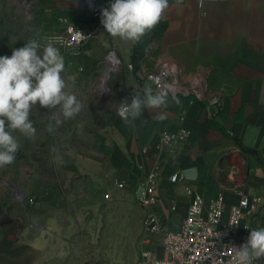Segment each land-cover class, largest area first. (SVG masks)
Returning a JSON list of instances; mask_svg holds the SVG:
<instances>
[{
    "label": "crops",
    "instance_id": "crops-1",
    "mask_svg": "<svg viewBox=\"0 0 264 264\" xmlns=\"http://www.w3.org/2000/svg\"><path fill=\"white\" fill-rule=\"evenodd\" d=\"M71 2L84 6L76 4L63 11V22L81 18L88 22L76 24L90 26L89 4ZM110 2L106 0L105 5ZM93 37L80 51L88 56V69L93 73L90 79L98 81L95 87L102 80L111 48L122 61V69L109 79L112 91L101 96L116 113L114 103L124 101L125 87L139 79L125 63L132 62L135 69H150L160 55H170L188 70L203 73L209 93L220 97V105L190 102L182 95L175 96L177 104L168 95L167 108H145L133 122L126 124L118 115L115 147L102 150L100 159L81 155L76 169L88 176V166L104 165L106 157L107 165L116 170V180L123 182V187L114 183V188L138 193L154 161V152L144 154L142 148L153 143L161 131L185 130L187 137L175 145L173 154L162 156L157 174L158 201L154 208L165 228L175 229L183 221L191 199L187 186L203 196L206 206L222 193L225 218L230 206L238 201V191L261 196L258 209L242 222L249 221L253 229L264 228V0H203L202 5L199 0H169L161 23L138 43L113 38L105 29ZM136 94L143 97L144 92ZM161 114L165 119L157 118ZM175 172H180L183 179L172 181ZM74 193L71 214L75 218L71 224L75 234L88 238V185H77ZM156 244L158 238L147 245ZM259 264H264V258Z\"/></svg>",
    "mask_w": 264,
    "mask_h": 264
},
{
    "label": "rangeland",
    "instance_id": "rangeland-1",
    "mask_svg": "<svg viewBox=\"0 0 264 264\" xmlns=\"http://www.w3.org/2000/svg\"><path fill=\"white\" fill-rule=\"evenodd\" d=\"M27 1L31 6L25 11L16 0H0V56H11L14 48L30 39L40 43L41 52L53 44L64 57L66 90L76 94L84 107L73 119L61 117L62 123L49 132L47 126L54 123L58 109L37 104L30 116L35 137L13 133L20 143L16 159L0 168V264H133L144 237L138 193L114 188L117 173L106 157L104 165L88 166V176L76 169L81 155L100 159L102 150L115 147L118 114L101 100L100 92H107L108 74L101 80L106 87L101 83L99 91L94 86L98 81L90 79L88 56L80 51L88 42L68 50L51 41L65 25L63 11L84 4ZM77 19V23L88 22ZM83 184L88 185V238L75 234L71 224L75 187ZM80 230L84 232L83 227Z\"/></svg>",
    "mask_w": 264,
    "mask_h": 264
},
{
    "label": "built area",
    "instance_id": "built-area-1",
    "mask_svg": "<svg viewBox=\"0 0 264 264\" xmlns=\"http://www.w3.org/2000/svg\"><path fill=\"white\" fill-rule=\"evenodd\" d=\"M28 11L31 3L27 0H16ZM83 1L89 4L92 21L90 26H82L66 21L63 29L55 35L51 41L61 45L64 49H77L83 47L93 36L103 30L100 22L101 8L106 0H70ZM203 0H199L202 5ZM110 4V3H109ZM125 66L135 70L139 79L133 85L125 87V100L131 99L133 94L144 92L150 88L153 93L157 91L167 92L170 96L182 95L190 102L207 101L215 106L220 105V97L209 93L208 81L205 75L199 71L188 70L170 55H160L153 68L135 69L132 62H126ZM122 69V61L117 56L115 48H111L106 54L103 76L107 72L106 83L109 91L103 94L109 95L112 87L109 84L110 77ZM119 93L120 89L115 87ZM121 102L114 103L117 113ZM188 135L185 130L161 131L157 139L142 148L147 154L149 150L154 152V161L146 170L145 178L139 188L138 202L144 209L142 225L145 235L142 239L143 248L134 264H232V247L242 245L252 230L249 221L243 223V219L253 214L259 207L262 197L248 195L238 191V201L229 208L227 217H224L225 200L222 193L213 197L206 206L203 196L191 186H187L186 192L190 195V203L186 215L181 224L175 229H166L162 219L155 211L157 196V174L161 168L162 156L167 152L173 154L175 145L184 140ZM183 179L180 172L171 175L172 181ZM115 184L123 187V182ZM107 197L110 193L106 194ZM158 238L159 245L155 247L147 244ZM160 250V252H158ZM259 264V260L254 261Z\"/></svg>",
    "mask_w": 264,
    "mask_h": 264
},
{
    "label": "clouds",
    "instance_id": "clouds-1",
    "mask_svg": "<svg viewBox=\"0 0 264 264\" xmlns=\"http://www.w3.org/2000/svg\"><path fill=\"white\" fill-rule=\"evenodd\" d=\"M180 3L181 0H176ZM169 0H111L108 7L101 8L100 22L106 33L125 42L138 43L164 18ZM37 40H28L23 47L12 50L11 56H0V168L14 163L20 148L19 132L33 139L36 129L30 118L31 110L37 104L45 109H58L48 124V131L63 120L75 118L84 105L77 95L66 90L62 76L65 70L64 57L51 43L43 47ZM172 102L179 103L173 96ZM169 105L168 93L150 88L144 95L133 94L130 101L121 102L118 115L124 122L139 119L145 108L162 109ZM165 119L163 114L157 117ZM50 151L55 153L56 148ZM57 158L54 156L53 160ZM63 163V161H60ZM232 264H254L264 258V228L252 229L246 241L239 247H232Z\"/></svg>",
    "mask_w": 264,
    "mask_h": 264
},
{
    "label": "bare ground",
    "instance_id": "bare-ground-1",
    "mask_svg": "<svg viewBox=\"0 0 264 264\" xmlns=\"http://www.w3.org/2000/svg\"><path fill=\"white\" fill-rule=\"evenodd\" d=\"M101 83H102V81L100 82V84H99V87L102 89V87H101ZM103 84V83H102ZM108 85V84H107ZM108 87V89L107 90H104V91H109V85L107 86ZM103 90V89H102Z\"/></svg>",
    "mask_w": 264,
    "mask_h": 264
}]
</instances>
